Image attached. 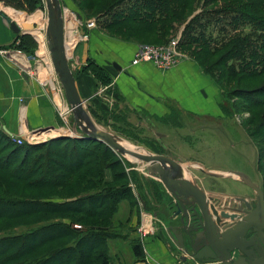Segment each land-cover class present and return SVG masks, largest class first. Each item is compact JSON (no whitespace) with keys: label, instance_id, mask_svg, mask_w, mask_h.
I'll return each instance as SVG.
<instances>
[{"label":"trees","instance_id":"obj_1","mask_svg":"<svg viewBox=\"0 0 264 264\" xmlns=\"http://www.w3.org/2000/svg\"><path fill=\"white\" fill-rule=\"evenodd\" d=\"M2 2L28 13L43 4V0ZM197 2L83 0L82 5L108 30L118 28L164 40L173 23L186 22ZM218 2L222 5L200 11L182 24L178 44L194 46L197 54L216 58L203 71L211 73L230 98L233 96L224 85H237L234 94L244 101L255 124L251 130L244 128L258 149L257 166L264 189V147L259 141L264 140V84L254 88L242 85L264 77V0H203V5ZM72 3L88 14L78 0ZM214 21H221V26ZM18 38L12 46L33 55L37 45L33 37L23 34ZM83 70L103 84L111 80L104 68L92 61ZM96 99L97 106L94 110L89 104L90 111L106 126L102 123L108 116L105 103ZM233 107L243 108L238 103ZM118 133L135 141L128 131ZM126 166L130 164L99 140L61 135L35 144H17L0 128V264H114L108 240L118 236L114 215L119 203L126 201L132 213L137 198L144 202L139 183L132 177L134 171L127 172ZM53 190L55 194L47 197L24 193ZM16 227L23 229L13 230ZM131 243L135 259H143L140 237Z\"/></svg>","mask_w":264,"mask_h":264},{"label":"crops","instance_id":"obj_2","mask_svg":"<svg viewBox=\"0 0 264 264\" xmlns=\"http://www.w3.org/2000/svg\"><path fill=\"white\" fill-rule=\"evenodd\" d=\"M62 6L65 10L64 17L72 15L74 22L77 23V13L68 4L64 5L63 3ZM1 14L15 20L20 26L27 23L18 21L15 13H6L0 9V50L3 49V52H0L1 129L10 136L32 139L29 144L68 135L67 131L76 129H74L72 122L68 125L69 129H67L58 116L56 102L59 96L56 92L54 75L50 71L51 63L47 57L48 50L46 47L47 51L41 53V44L33 35L34 31L41 29L42 25L30 22L33 27L26 30L27 33L25 34L31 35L37 43L34 54L28 57L17 48L11 47L19 42V35L11 30L5 16ZM74 32L66 34L65 30L64 45L66 46V43L70 42V48L65 47L66 56L68 58L72 54L71 59L82 63L74 72H76L81 95L87 99V103L91 104L94 110L97 106L94 93L102 88L104 89L103 93L108 96L112 94L115 106L121 108L128 106V109L132 110L131 117L137 116L136 112L143 110L158 117H170L175 112L184 116L187 114L223 117L224 112L221 110L222 102H220L221 89L215 78L206 74L194 59L187 58L181 60L172 68L161 70L148 62H131L137 50L138 42L112 39L93 29L89 32L90 35L87 40H82L80 36L75 37ZM77 34H81L80 30ZM83 58L84 62L82 61ZM88 61L103 67L111 82L103 84L93 74L84 71L83 67L86 66ZM114 63L120 66V70L113 66ZM174 109H177V111ZM155 132L164 134L161 142L166 147L164 142H167L166 139L169 135L167 131L157 130ZM234 134V139L231 137L230 142L226 141V146L231 147V143L234 145L239 143L236 142L235 138L237 134H240L239 141H241L242 147L239 143V149L236 148L238 146H232V149L239 151V153L244 150V145L248 149L249 145L243 143L240 131L236 129ZM252 163L254 164V161ZM217 169L231 170L230 168ZM235 170L243 172L251 180H254L251 170L236 168ZM133 171L135 174L134 179L139 183L138 192L141 193L144 202L136 197L138 205L131 214L129 204L126 201L119 203L118 211L123 208L124 216L123 218L116 217L117 211L114 215V221L116 225L120 224L117 226H121L126 237L108 240L109 253L114 264H216L200 263L193 258L180 259L181 252L174 247L165 231V227L170 222L169 217L174 210L173 197L165 190L162 183L142 174L139 170L133 169ZM198 173L193 171V174L198 177L201 183ZM106 176L109 177L108 172H106ZM204 176V180L206 177H213L218 178L224 184L227 183L226 180L220 177ZM231 182H234V185L231 184L233 187L229 184L227 188L219 186L211 193L221 196L248 193V190L246 192L242 191L245 187L244 184L236 181ZM135 191L136 195L137 191ZM223 211L228 213L227 210ZM154 213H156V216ZM146 218L149 223H152V231L145 236H141L138 227L143 224V220ZM126 220L127 223H125ZM127 232L131 233L132 236L140 237L143 259H135L131 247L132 237Z\"/></svg>","mask_w":264,"mask_h":264},{"label":"water","instance_id":"obj_3","mask_svg":"<svg viewBox=\"0 0 264 264\" xmlns=\"http://www.w3.org/2000/svg\"><path fill=\"white\" fill-rule=\"evenodd\" d=\"M43 4L46 15L43 34L50 63L57 84L62 89L71 109L73 127L81 134L78 138L104 142L133 169L162 183L174 200V210L165 231L174 247L181 252L180 259L193 258L200 263L216 264H264L262 183H255V180H258L256 177L251 180L243 172L235 169H208L209 167L173 158L168 154L155 153L139 142L100 124L92 115L87 99L81 95L74 71L66 56L64 11L61 0H43ZM1 15L5 16L11 30L18 35L27 33L26 30L33 27L31 23H23L20 26L5 14ZM76 16L79 20L82 19L78 13ZM79 29L80 33L84 34L83 28ZM84 49L86 50V47ZM82 61L84 62V58ZM113 66L120 70V66L115 63ZM155 135L158 138L156 141L163 146L160 139L164 134L156 132ZM233 151L239 153V151ZM257 162L258 152L254 160L256 168ZM190 168L204 175L223 178L230 186L234 183L231 181L242 183L247 187H243L242 191L248 190V193L221 196L206 192ZM256 173L260 176L258 170ZM219 197H222V201ZM223 200H234V204L237 205L233 207L235 210L233 214H222L220 220L215 216L212 205L217 201L223 203ZM154 215L156 216V213ZM238 215L240 219L237 223L220 230V221ZM193 220H197L196 225L202 229L199 233L193 232L196 228L191 224ZM231 231L234 233H232L233 236L231 235L232 239L226 238Z\"/></svg>","mask_w":264,"mask_h":264},{"label":"rangeland","instance_id":"obj_4","mask_svg":"<svg viewBox=\"0 0 264 264\" xmlns=\"http://www.w3.org/2000/svg\"><path fill=\"white\" fill-rule=\"evenodd\" d=\"M65 1L62 0V4L63 3L64 5L68 4V6L71 9H73L74 12L81 15L82 19L80 21L78 19L77 23L80 24V27L83 28L87 36L90 35L89 32L93 29L94 31L96 30L100 31L101 35L107 36L109 38L120 39V40H131V41L138 42L139 43L138 45L140 44H162V45L168 44L170 45L174 42L175 45L178 47L179 51L184 55L181 60H184L187 58L194 59L202 69L203 67L208 66L211 62H213L216 59V58L205 57V55L203 54H197L198 48L194 46L183 47V46H180V44L178 43L182 38V35H181V31L183 29L182 24L187 23L188 20L193 15H195L196 13H199L200 11H207L209 9H215L216 7L221 6L222 5L221 2L215 3L214 5H203V0H198V2L196 3V8L194 12L190 16H188L186 22L176 21L175 23H173L172 29L169 30L165 39L158 40V39H155L154 36L149 35V34H135V33L130 34L128 32H125L124 30H119L118 28L108 30L104 28L103 26H99L98 21L92 14L93 12L88 10L82 5L83 0H78V3L80 4V6H82V8L86 12H88L90 16L88 14L86 15V13L81 12L82 10L80 7H75V5L77 6V4L75 3L74 5L72 3V0H65ZM0 2H1L0 4H2L7 9L11 8L14 11L25 12L26 13L25 15L29 14L28 12L24 10L4 4L2 0H0ZM79 8L81 11L79 10ZM35 12H39L41 14L42 19L45 20L46 15H45L44 4H42V6H37V8L34 9L31 12V14ZM84 14L88 17L85 16L84 18L83 17ZM91 19L95 20V25L87 29L85 22ZM69 20L74 24V18L72 15H70ZM67 21L68 20L66 19V22ZM220 23L222 22L220 21L216 23L217 24L216 26H221ZM43 26L41 27V29H43ZM211 27L212 25L210 26V29ZM75 30H76V27L74 26L73 31ZM130 36H133V37H130ZM71 37H70V41H71ZM82 40H87V38L82 39ZM67 45L69 49L70 42L67 43ZM11 47L13 48L14 46H11ZM22 52L26 54L28 57L30 56V54L24 51ZM206 74L212 76L211 73L210 74L206 73ZM109 82L106 84H109ZM263 84H264V77H261V78H257L253 82H250V83L247 82L242 85L248 86L249 88H254L255 86H258V87L262 86ZM218 86L221 89V95H220V102H222L221 110H223L224 112V115L222 118L195 116V115H187V114L186 116H184V115H179L177 112L173 113L170 117L169 116L158 117V116L150 114L149 112L145 110L136 112V115L138 114L137 115L138 117L137 116L131 117L132 110L128 109V106H125L126 108L117 107L115 106V104L108 106L103 101L105 103V107H106L105 109L108 112L107 114L108 116H106V118L103 117L104 120H102V123L105 124L107 127L113 130H116L118 132L125 133L126 131H128L129 133H131V136L133 137V139H135V141L139 142L144 147H146V149L153 151L155 153L166 154V155L168 154L173 158H178L180 160H185V161L187 160L188 162H194L195 164H198V165L207 166L209 167L208 169H214L217 167V168H230V169L236 168L239 170L247 169L248 171L251 170L252 177L254 178L256 177L258 179V180H255V183H262L263 174L261 175V173L259 172L260 176H258L256 174L258 170V166L256 168V166L252 164V161H254L256 158L258 149L244 128V125H245L251 130L255 126V124H253L250 121V119L252 118V113L250 111H247V109L244 107L245 106L244 101H242L240 98L235 96L234 91L237 89L236 84L232 83V84L224 85L225 89L228 90L232 94L233 98H230L229 96H227L225 94V91L221 88L219 84ZM110 96H112V94H110ZM115 97L117 96L115 95ZM233 103H238L243 108L236 109L233 107ZM170 107H174V106H170ZM174 110L177 111V109H174ZM120 118H123V119L120 120ZM71 122L72 121H70V123ZM151 129L152 131H157V130L167 131L169 135H168V138L166 139L167 142H164L166 143L165 148L163 147L164 144L162 146V144L160 145L156 141L158 138L155 135V133H152V131H150ZM236 129L237 131H240L242 139H243V143L249 145L248 149L244 145V150L240 151V153H235L232 149V146L234 147L238 146L236 148L238 149L240 148L239 147V145L241 144V141H239L240 134H237L235 138L236 142H239L240 144L239 143L235 145L232 144L231 147L226 146V141L230 142L231 137L234 139V135H235L234 131ZM71 131L76 133L77 135H81L76 130L73 131L71 129ZM70 133H71L70 131H67V134H68L67 136L72 137ZM73 138H78V136L73 137ZM259 141H261L260 145L264 147V140L260 138ZM241 147H242V144H241ZM190 169L192 172L197 171L192 168ZM132 171H133V168H132ZM134 175L135 174L132 175L133 178H134ZM198 176L201 179V183L198 177L196 178L198 182L200 183V185L205 189L206 192L214 191V189L215 188L217 189L219 186L224 187V188L229 187L228 183L224 184V182H220L218 178L208 177L204 180L203 177L205 176L203 173H198ZM132 177L130 180L131 182L130 186L132 187L133 191H135L136 183L133 182L134 179L132 180ZM55 192L56 190L37 191V193L32 192V191H24L26 195L36 194V195H41L42 197H47L48 195H54ZM58 193L64 194L63 191H60ZM220 199L222 201V197ZM221 201H217L215 204L212 205V210L215 216L219 217L220 220H221L220 215L226 213L223 210L228 211V213L226 214H233V212H235V210H233V207H236L237 205V204H234V200H231V201L223 200V203H221ZM123 216H124V212H123V208H121L120 211L117 212L116 217L123 218ZM227 218H228L227 220L223 219V221H220V222L218 220L219 225H220V230L224 229V227H229L237 223L240 219V216L238 215L234 218H229V217ZM115 223L116 222H114V224ZM125 223H127V220L125 221ZM197 223H198L197 220L191 221L192 226H196V228L193 230V232L195 233L196 232L199 233L202 230L198 228L199 225H196ZM74 224H79V223H74ZM117 225H120V224H117ZM117 225L115 224V227H114V229L118 232V236L116 238H125L126 235L123 234V229L121 228V226H117ZM20 229H23V227H16L13 230L18 231ZM232 233L233 232L231 231L230 235L226 238L232 239L231 238ZM127 234H129L132 237L131 242L132 240L134 241L138 239V237L132 236L131 233L129 232H127ZM116 238H110V240L116 239ZM131 246H132V243H131ZM235 252L237 253V251Z\"/></svg>","mask_w":264,"mask_h":264},{"label":"built area","instance_id":"obj_5","mask_svg":"<svg viewBox=\"0 0 264 264\" xmlns=\"http://www.w3.org/2000/svg\"><path fill=\"white\" fill-rule=\"evenodd\" d=\"M63 11L65 13V10L63 8ZM45 26V23H42L41 25ZM85 25L87 26L86 28H91L92 26L95 25V20L91 19L85 22ZM44 26L43 29H38L37 31H34L33 35L39 41V44L41 42L43 43L44 49L46 50V43L44 40V36L42 35V39L40 40L37 33L41 32L43 34L44 31ZM74 26L76 27V30L74 34L76 35L75 37H79L81 39H86L88 36L85 34H77L80 28V24L74 22ZM0 52H3V49L0 50ZM66 52V51H65ZM72 54L67 58L68 62L72 68V70H75L78 66L82 65V63H78L76 60L71 59ZM184 55L179 51L178 47L175 45L173 42L170 45H162V44H140L137 47V50L134 53V56L132 58V63H139V62H148L153 64L156 68L161 69V70H166L169 68H172L176 66L182 59ZM48 57V55H47ZM34 58V57H33ZM50 71L54 75V79L56 81V76L54 74L53 68L50 65ZM56 92L58 94V100L56 102V107H57V113L61 121L64 123L65 127L67 129L68 125L70 124V121H72V114H71V109L67 104V101L64 97L62 89L58 86L57 81H56ZM104 89L100 88L97 90V92L94 93V97H99L101 98L108 106L114 104V99L112 96H108L107 94L103 93ZM70 135L72 137H77L76 133L72 132L70 130ZM12 140L17 143V144H22L24 142L31 143L32 139L30 138H22L20 136H11ZM131 166H126V171L131 170ZM146 216V215H145ZM152 223H149V220L146 218L143 220V224H141L138 227V232L141 234V236H145L147 233H150L152 231ZM76 228H80L81 226L79 224H74L73 225Z\"/></svg>","mask_w":264,"mask_h":264},{"label":"bare ground","instance_id":"obj_6","mask_svg":"<svg viewBox=\"0 0 264 264\" xmlns=\"http://www.w3.org/2000/svg\"><path fill=\"white\" fill-rule=\"evenodd\" d=\"M0 9L1 10H4L6 13L7 12H9V13L11 12V13L17 14V11L12 10L11 8L10 9H7V8L1 6V5H0ZM18 17H19V20L18 21H22V22H27V23L34 22V23H38V24H41L42 22L45 23L44 22L45 20L42 19L41 14L39 12H35V13L29 14V15H25L24 13L18 11ZM66 19H67V17L66 18L64 17V20L65 21H66ZM65 30H66V26H65ZM73 30H74V24L69 20L68 21V24H67V33L70 34L71 32H73ZM37 35H38L39 39L41 40L43 34L41 32H38ZM67 43H66V46H65L66 48H68ZM43 48H44V46H43V43L41 42V50H40L41 53L47 51V50H43ZM47 55H48V58H49L48 52H47ZM42 140H44V139H42ZM224 219H227V218H224Z\"/></svg>","mask_w":264,"mask_h":264},{"label":"flooded vegetation","instance_id":"obj_7","mask_svg":"<svg viewBox=\"0 0 264 264\" xmlns=\"http://www.w3.org/2000/svg\"><path fill=\"white\" fill-rule=\"evenodd\" d=\"M4 7V6H3ZM16 15V17H17V19L19 20V17H18V11H17V14H15ZM69 15H68V17H67V20L69 21ZM68 21L66 22L65 21V26H66V34H68L67 33V25H66V23L68 24ZM74 71V70H73ZM149 131V130H148ZM150 131H152V129L150 130ZM152 133H156L155 131H152ZM207 178V177H206ZM154 198H156L155 196H154Z\"/></svg>","mask_w":264,"mask_h":264}]
</instances>
